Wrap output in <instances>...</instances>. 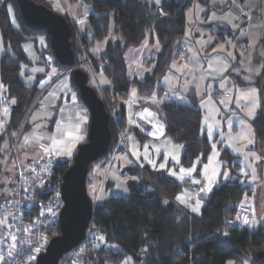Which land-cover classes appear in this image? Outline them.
Segmentation results:
<instances>
[{"label":"trees","instance_id":"1","mask_svg":"<svg viewBox=\"0 0 264 264\" xmlns=\"http://www.w3.org/2000/svg\"><path fill=\"white\" fill-rule=\"evenodd\" d=\"M32 1L44 6L46 3L45 0ZM68 1L74 3L77 0ZM81 1L89 5L94 14L86 18L85 35H78L77 39L70 29L69 41L75 66L72 69L57 64L45 31H31L25 27L16 0H0V83L2 96L10 102L9 120L0 133V155L7 138L9 152L11 142L19 133L21 136L24 132V119L29 110L34 109L43 89L37 83L39 75L35 74V82L30 86H26L21 78V73L24 76L31 74L28 71L30 63L21 49L28 37L45 38V51L55 67L67 72L78 97V90L71 78L76 69L86 74L87 85L104 102L109 115L110 144L102 158L89 164V174L95 163L101 160L109 163L112 161L110 157L118 134L126 127L125 101L130 89L138 97H150L155 91L157 98L165 97V91L157 88L156 82L167 73L179 51L178 41L184 35L186 11L194 2L206 7L207 12L210 10V0H161L158 5L143 0ZM9 9L13 13L17 29L11 25ZM159 9L164 16L159 15ZM58 14L68 22L64 13ZM224 33L226 32L219 34ZM146 39L149 42L156 39L160 50L152 60L150 73L144 81H129L124 53L129 48L140 46ZM97 43H103L104 49L95 55L90 49ZM83 58H86V62H82ZM90 74L101 75L109 84L96 88L90 83ZM263 84L264 68L253 83L264 99ZM189 99L191 106L175 101H163L160 104L165 136L182 147L179 163L182 167H190L197 158L205 163L211 151V146L201 131L202 112L197 107L199 99L194 95H189ZM250 124L254 131L255 145L261 149L264 147V100ZM85 141L86 139L83 142ZM75 152L69 160L56 163L50 180L45 184L47 189L59 190L62 175L72 163ZM220 160L228 162L223 167L230 169L234 179H228L215 187L196 216L173 201L181 184L163 172H152L148 168L141 170L139 179L129 181V194L126 198L111 197L102 203L96 202L87 229L102 237L104 246L94 249L95 237L88 241L78 259L79 264H122L126 258H130L132 264H226L229 260L233 264H242L245 258L251 264H264V258L257 260L255 257L257 252L264 249L263 227L253 231L249 226L244 228L228 224V220L235 214L236 206L247 193V187L239 181L240 166L235 155L224 149L220 153ZM134 173L135 171L132 172ZM185 185L188 184L184 183L183 186ZM58 234L57 222L52 229L51 238ZM106 245L109 247H105ZM111 245L116 246V249L111 248ZM65 257L66 255L61 259Z\"/></svg>","mask_w":264,"mask_h":264},{"label":"rangeland","instance_id":"2","mask_svg":"<svg viewBox=\"0 0 264 264\" xmlns=\"http://www.w3.org/2000/svg\"><path fill=\"white\" fill-rule=\"evenodd\" d=\"M144 1L154 5L158 4L157 0ZM160 1L161 0H159V2ZM45 2V6L57 14H63L66 11L75 17L81 14V17L85 19L88 14L87 11H89L84 3L71 5L67 0H45ZM209 3V7H211L210 5L214 3V0H210ZM60 9L63 10L61 11ZM205 10V7L194 2L186 11L185 36L181 40V51L183 52L184 49L187 50L186 62L184 58H178L175 55L167 73L156 82V87L165 91L166 95L164 98H157L156 91L155 94L150 97L134 96L135 98H133V100L135 99V101H138L139 105H132L130 111L131 126L125 133L124 144H122L120 149L116 152L114 158L111 155V163L101 160L93 165V168L87 175L86 192L91 201L99 203L111 197L126 198L129 194V181L139 179L141 170L148 168L152 172H163L176 183L181 184L180 191L175 195L173 201L177 206L184 208L190 214L196 216L205 203V199L215 187H218L220 183L228 179H234L230 169L228 167H223V165H227L228 162H222L220 160L221 151L227 149L230 153L235 155L236 161L240 166L238 170L239 181L247 187L245 199L241 202L246 204L251 211L250 217L252 223H250L249 228L253 231H257L260 227L264 229V147L257 150L250 149L254 144V138L248 124V117L236 107L237 95L241 91H248L255 87L234 84L232 77L226 75L227 71H224L225 68H229L230 62L226 60L222 54H215L210 58L207 55L208 51H204L209 44L216 40V38L222 37L223 41H217L216 50L226 54L228 58H235V53L237 52V48L234 46V40L231 36H228L226 33L219 34L225 31L220 24L227 25L230 28L236 27L234 25V16L232 17L230 13L220 15L210 12L209 15L203 18L201 14ZM9 11L12 12L10 9ZM211 33L214 34L212 35ZM240 35H242V33H240ZM41 38L47 49L45 38L43 36H41ZM101 47L102 43L95 44L93 52H97ZM48 59L52 60L50 56ZM82 62H86V58H83ZM244 62L245 61H243V63ZM184 65H187V68H184ZM35 68L38 67L33 66V68L28 69L31 73L29 76L21 75L23 83L26 86L33 84L36 73L44 74L42 70ZM55 68L58 69L57 67ZM178 69H182V71ZM221 73L223 74L221 75ZM49 78L50 74H44L43 77L37 81L38 86L45 85ZM243 80H247L245 76ZM103 81L106 80L101 75L96 74L93 76L90 74V83L96 88L99 82L103 83ZM257 92L259 94L258 89ZM192 94H195L196 97L199 98L197 107L203 115L201 130L204 132L211 146V151L205 163H202L200 159L197 158L190 167H182L179 164L182 147L172 143L165 136L164 132L161 136L160 133L156 131V128L153 127V124H156L157 127L161 124L163 125V117L160 110V104L163 101H175L191 106L192 103L189 99V95ZM177 95L182 97V99H176L175 97ZM166 96L171 98H166ZM261 100L264 99L259 95V103ZM221 101H227V103L221 104ZM240 103L243 104L244 102L240 101ZM6 108L8 109L6 114L4 113L5 108L2 111L0 110V122H3V117L5 118V122L8 123L10 108ZM148 113H153L154 115L149 116ZM34 116L38 118L33 120ZM141 116L144 118L141 119ZM241 121H243V124ZM24 123L26 124V128L20 138H18L17 151H20L24 156H28L37 151H43L44 147L51 144L50 139H48L50 136L47 130L48 126L51 125L49 117L41 114L38 108L32 111L31 109L29 110L24 119ZM229 124L232 126L231 129L228 127ZM36 125H41V127H37ZM209 125L213 129L211 138H209L208 135ZM2 129H5V126H3ZM242 129L246 139L239 140V134ZM153 132H156V136H159V139L152 135ZM82 134L84 140L87 133L83 128ZM41 136L45 138L40 139ZM26 138L28 139V143H26ZM64 139H66V137L62 138V140ZM248 139H251L253 143L247 144ZM16 140L17 136L14 138L13 142L15 143ZM37 141H39V143H37ZM79 143L76 144L74 151H76ZM229 145H231V147H229ZM245 145H247V147H245ZM8 147L9 140L7 138L2 147V154L0 155L1 167H4L8 161ZM237 148H239L240 151L234 150ZM157 149H159V152H157ZM17 154L19 157L18 152ZM53 154L58 158L70 159L72 157V154L71 156L61 155L58 152H54ZM173 156L178 158L179 163L172 158ZM19 158L21 161H24L22 157ZM149 160L153 161V163H149ZM161 164H165V167L161 168ZM12 165L13 161L10 162V169ZM205 165L209 166V174H211L212 168H216L221 173L225 171L228 172L229 178L224 179L222 176L218 177L213 183L210 192L198 194L202 188L207 187V181L204 179L203 174ZM181 168L186 170L194 169V171H192L191 176H185L183 180L177 179V176L169 174L170 171H174L177 175H182L180 173ZM133 171H135L134 174H132ZM243 172L248 173V175L242 174ZM253 175L256 177L255 180L252 179ZM193 180H199L200 183H193ZM184 183L192 185L194 189H196V194L190 195L187 186H183ZM41 190L42 195L47 192L44 198H49L52 202L58 204L57 197L59 190L57 188L49 190L45 185ZM177 197H184L187 203L192 206H195L196 201H200L201 206L199 212H193L191 207L181 203ZM44 221L46 223V233L51 238L52 229L58 222L57 214L45 217ZM93 235L95 236L94 249L104 246L101 237L95 235V233ZM105 247L108 248L109 246L106 245ZM110 247L116 249V246L111 245ZM229 262L233 264L230 260L227 261L226 264H229ZM122 264H132L131 259L126 258ZM242 264H251V262L248 258H245Z\"/></svg>","mask_w":264,"mask_h":264},{"label":"crops","instance_id":"3","mask_svg":"<svg viewBox=\"0 0 264 264\" xmlns=\"http://www.w3.org/2000/svg\"><path fill=\"white\" fill-rule=\"evenodd\" d=\"M67 2L70 3L68 0ZM81 3H83L81 0H77L76 2L70 3V4L76 5V4H81ZM85 5L88 7L87 10H89L87 11L88 12L86 16L87 18L89 15L94 14V12L89 5L87 4ZM210 6L211 7H208L210 8L209 12H207L206 7H205L206 10L202 12L201 15L203 18L209 15L210 12H213L215 14H220V15L224 13H230L232 17L234 16V25L236 26L235 28H230L229 26L224 25V24H220V26L224 28L225 30L224 32H226V34L228 36H231V38L234 40L233 44L237 48V52L235 53V58H232V57L228 58L226 54L221 53L220 51L216 50L217 41H223L222 37L216 38V40H214L211 44H209V46H207V49H205L204 51L205 52L208 51L207 55L210 58L214 56L215 54H222L224 58L230 62L229 68H226L227 69L226 75H229L230 77H232L234 84L239 85V86H244V85L254 86L253 83L260 76L264 68V15H263L264 14V0H228V1L214 0V3H212V5ZM64 15L66 16L69 24L72 25L77 35L86 34V31H87L86 18L85 19L82 18L81 14H78L77 17L72 16L66 11ZM9 18H10L11 25L17 29L15 18L13 16V13L10 11H9ZM81 20L83 21V23L79 22ZM185 26H186V21H185ZM240 33H242V35H240ZM211 34L213 35L214 33H211ZM184 36H185V28H184V35L182 36V38ZM182 38L178 41L179 51L176 54V56L178 58H184V61L186 62L187 50L184 49L183 50L184 53L181 51ZM41 41H43L41 36H30L28 37V40L21 45V49L27 61L30 63V66H31L30 68H33V66H37L38 68H35V69L42 70L45 75L50 74V78L48 79L47 83L43 86H39V87H43V89L40 93L39 99L37 100L35 104L34 109L38 108L41 114L47 115L49 117V122L51 123V125L48 126L47 128L49 132V136H52L55 134L57 140H62V138L66 137V132H58L57 122H60L61 129H66L69 124V118H71L72 123L77 122L75 120V117L77 114H80L81 117L87 118V122L82 125V128L85 129L87 133L88 124H89L88 110L82 104L81 100H79V97L74 91L69 81L67 72L64 70L56 69L52 63V60L48 59L49 55L45 51L46 47L44 43H41ZM93 48L94 46L90 49V52L92 54L97 55L103 51L104 44L102 43V47L98 49L97 52H93ZM159 50H160V46L156 39H153L151 42H149V40L146 39L140 46L135 47V48H129L125 51L124 63H125L127 77L129 81L131 80H136L138 82L144 81L146 75L150 73L151 62L155 58V55L159 52ZM243 61L245 62L243 63ZM53 69H55V71H53ZM60 71H63L65 73L62 75H59ZM257 72H259L260 74L257 75ZM36 74L40 76L39 79L42 78L44 75V74L42 75L41 73H36ZM244 76L247 79L246 81L243 80ZM33 80H34L33 81L34 83L35 79ZM105 80L106 81H103V83L99 82L97 86H104V87L107 86L109 83L107 79ZM254 87L257 88L256 86ZM2 95L3 94L0 88V98L2 97ZM192 95L196 97L195 94H192ZM259 95L261 96L260 91H259ZM73 96H75V100L72 99ZM133 98H135L133 96V90L130 89L127 99L125 101L126 127H125V130L123 131L124 136L131 126L130 111H131L132 105H136V106L139 105L138 101H135V99L133 100ZM261 103H262V100L259 103L260 106H261ZM259 108L257 110V113L259 111ZM257 113L255 114V116L257 115ZM4 119L5 118L2 119L3 121L2 123L6 127L7 122H5ZM251 120L248 119V124L253 133L254 144L250 149L257 150L259 148L256 147L255 145L254 131L250 124ZM3 131L4 129L0 128V133H2ZM163 132H164V129H163ZM80 143L78 144V146L80 145ZM39 152L40 151H37L28 156H24L23 154L19 153L20 154L19 157H22V159L24 160V161H21V159L19 158L20 163L21 164L27 163L28 160L37 156ZM115 154L112 156L113 158L115 157ZM52 155L54 156L53 153ZM54 159H55V165L58 161L69 160L67 158H58L57 156H54ZM9 165L10 163L7 161L4 167L0 166V172H2L3 170H6L7 172L5 178L3 179L2 189L0 191V196L4 198L10 195L12 182L14 179V166L12 165V168L10 169ZM86 183H87V180H86ZM200 193H202V191L198 192V194ZM195 194H196V191H195ZM244 199H245V196L242 198V200L244 201ZM93 203L95 204L96 202L94 201ZM250 214H251V211H250Z\"/></svg>","mask_w":264,"mask_h":264},{"label":"water","instance_id":"4","mask_svg":"<svg viewBox=\"0 0 264 264\" xmlns=\"http://www.w3.org/2000/svg\"><path fill=\"white\" fill-rule=\"evenodd\" d=\"M16 4L27 29L45 31L57 64L73 69L75 66L69 41L70 26L65 18L32 0H16ZM71 78L82 104L89 113L87 137L86 141L77 147L72 163L61 178L59 234L48 241L45 250L37 256L34 264H58L63 256L82 243L93 211V203L86 192L88 166L106 154L111 139L108 112L95 90L87 85L86 74L76 69ZM262 94L264 96V84ZM255 257L257 260L264 258V249L257 252Z\"/></svg>","mask_w":264,"mask_h":264},{"label":"built area","instance_id":"5","mask_svg":"<svg viewBox=\"0 0 264 264\" xmlns=\"http://www.w3.org/2000/svg\"><path fill=\"white\" fill-rule=\"evenodd\" d=\"M159 15L165 14L159 9ZM69 23V22H68ZM74 35L78 39L72 25H70ZM65 72L60 71L59 75ZM10 107V102L5 98H0V110ZM20 133L17 135V140L11 142L9 150L8 162L13 161L14 179L12 182L11 193L6 198L0 196V219H5L6 225H14V227H0V257L3 260L0 264H32L39 254H41L51 239L45 230L44 218L57 214L62 207L60 194L58 193V204L51 201L49 198L42 197V187L50 180L54 167V156H41L43 151H40L37 156L30 159L27 163L21 164L17 154V143ZM124 144V133L118 134V139L115 144L113 155L118 151V148ZM112 155V156H113ZM7 172H0V191L3 185V179ZM188 193L195 195V189L192 185H187ZM51 209V211H49ZM250 217V208L240 202L236 206L234 216L228 220L229 226L248 227L243 223V219ZM28 219V220H27ZM24 229H28L25 231ZM92 230H86L84 239L80 245L72 249L64 259L59 260L58 264H79V257L87 246V242L95 236ZM15 235V247H11L13 242L10 236ZM11 247V256L9 250ZM40 248L37 252L36 249Z\"/></svg>","mask_w":264,"mask_h":264},{"label":"snow or ice","instance_id":"6","mask_svg":"<svg viewBox=\"0 0 264 264\" xmlns=\"http://www.w3.org/2000/svg\"><path fill=\"white\" fill-rule=\"evenodd\" d=\"M157 3H159V0H157ZM61 11L63 9H60ZM80 23H83V21H79ZM41 43H43V41H41ZM184 68H187V65H184ZM181 70L182 69H178ZM227 69L225 68L224 71H226ZM53 71H55V69H53ZM223 73H221L222 75ZM260 73L257 72V75H259ZM21 75H23V73H21ZM0 88H2V85H0ZM136 93L133 92V96H135ZM166 98H171V97H167ZM176 99H182V97H180L179 95H177L175 97ZM73 100H75V96L72 97ZM240 101H243L244 103L241 104ZM12 103L14 104L15 101L13 100ZM221 104L227 103V101H221ZM259 94L257 92V89L252 88L251 90L248 91H241L236 98V107L238 109H240L242 112H244V114L248 117L249 120L253 119L255 116V112L257 110V108L259 107ZM8 112V109L5 108L4 109V113L6 114ZM149 116L154 115L153 113H148ZM38 117H33V120H36ZM144 117L141 116V119H143ZM75 120L77 122L72 123L71 122V118H69V124L68 127L66 129H61L60 127V122H57V130L58 132H66V139L64 140H57L55 134L48 137V139H50L51 144L49 146H46L43 148V155L41 156V158H43V156H48L51 155L54 152H58L61 155H67V156H71L72 152L75 150L76 144L79 143L80 141L83 140V134H82V125L84 123L87 122V118L86 117H81L80 114H77L75 117ZM151 122V121H149ZM241 123L243 124V121H241ZM3 123L0 122V128H3ZM37 127H41V125H36ZM153 127L156 128V131L160 133V135H163V125H159L157 127L156 124H153ZM229 129H231V124H229ZM212 132L213 129L212 127L209 125L208 126V135L209 138H211L212 136ZM152 135L159 139V136H156V132H153ZM45 137L41 136L40 139H44ZM246 139L245 135H244V131L242 129L241 133L239 134V140H244ZM26 143H28V139L26 138ZM37 143H39V141H37ZM253 141L251 139L247 140V144H252ZM70 145V146H69ZM229 147H231V145H229ZM245 147H247V145H245ZM235 151H240L239 148L234 149ZM157 152H159V149H157ZM173 159H175L177 161V163H179L178 158L173 156ZM149 163H153V161L149 160ZM211 162V161H210ZM155 166V165H154ZM161 168L165 167V164H161L160 165ZM192 171H194V169H180V173L182 175H177L176 172L174 171H170L169 174L173 175V176H177V179L183 180L185 176H191ZM204 179L207 181V187L206 188H202L201 191L202 192H210L212 190V185L213 183L216 181V179L218 177H223L224 179L229 178V173L228 172H223L221 173L220 171H218L216 168H212L211 170V174H209V166L205 165L204 168ZM242 174L244 175H248V173L243 172ZM253 180L256 179L255 175H253L252 177ZM193 183H200L199 180H193ZM177 199L180 200L181 203H184L186 206L191 207V210L193 212H199V208H200V201H196L195 206H192L190 204L187 203V200L184 197H177ZM49 211H51V209H49ZM243 223L245 225H249L250 223H252L248 217H245L243 219ZM0 227H14V225H6L5 223V219H0ZM25 231H28V229H24ZM227 235V233H225ZM101 239H103L101 237ZM10 240L13 242V244L11 245V247H15V241L17 240V237L15 235H11L10 236ZM11 247L9 250V255L11 256ZM37 252L40 251V248L36 249ZM3 260V257H0V261ZM229 264H231V262H229Z\"/></svg>","mask_w":264,"mask_h":264}]
</instances>
